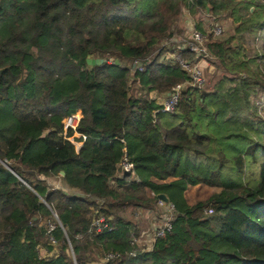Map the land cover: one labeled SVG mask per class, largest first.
Masks as SVG:
<instances>
[{"label": "trees", "instance_id": "16d2710c", "mask_svg": "<svg viewBox=\"0 0 264 264\" xmlns=\"http://www.w3.org/2000/svg\"><path fill=\"white\" fill-rule=\"evenodd\" d=\"M184 10L264 29V0H0V264H98L135 250L139 229L126 214L152 211L159 194L175 207L171 233L115 264H264V121L235 117L247 94L222 84L264 94V42L249 57L231 36L209 38L217 84L186 89L173 113L157 112L150 93L188 79L161 48ZM87 56L105 63L88 66ZM77 111L75 130H64ZM74 134L86 138L74 139L78 151ZM123 149L133 176L118 174ZM196 186L219 193L188 206ZM99 216L108 229L90 234Z\"/></svg>", "mask_w": 264, "mask_h": 264}, {"label": "built area", "instance_id": "2783aa9c", "mask_svg": "<svg viewBox=\"0 0 264 264\" xmlns=\"http://www.w3.org/2000/svg\"><path fill=\"white\" fill-rule=\"evenodd\" d=\"M205 14L202 16L201 20V30L193 29L190 34L189 40L187 42L177 44L170 50H174L172 53L165 54L167 61L172 65H178L183 72L186 73L188 79L184 83L174 85L169 93V97L163 98V95L160 96L156 93H150L148 100L154 102L160 109L157 112L168 113L171 114L174 112L175 108L178 106L182 98V94L186 89H192L200 91L204 86V78L202 71L199 68L200 61H206V59H211L209 54L206 51V43L209 38L212 39H220L223 36V28L225 25L223 24L224 17H220L219 19L209 15L208 13L200 11L198 13ZM197 14V15H198ZM206 18V19H204ZM220 19H222L220 21ZM174 40V38H169L164 40L165 42L161 43L162 48L168 50L169 47L166 45V41ZM188 50L191 54H193L194 58L192 61H187L181 57V51ZM141 63L139 61H135L132 65V72H142L143 64L140 67L137 65ZM135 67V69L133 68ZM129 87L132 88V80L129 83ZM139 93H137V96ZM79 113V114H78ZM78 114V115H77ZM75 116L77 118H75ZM82 118L81 112L77 111L74 115H70L66 119L63 120L64 130L68 128L75 130L78 125L80 119ZM71 119H76V125L73 127L70 123ZM85 140L84 136L79 135V138ZM68 141H70L68 139ZM71 142V141H70ZM72 143V142H71ZM74 146V145H73ZM81 146V145H80ZM80 148V147H79ZM121 169V174H129L134 175V167L132 163L129 161L126 150L123 149V155L118 164V169ZM156 197V196H155ZM157 198V197H156ZM155 209H159L158 212H155ZM137 213L139 212L136 211ZM151 214V226L147 230H139V234L137 237H134L131 241V246L135 248V250L124 252V253H107L105 254L99 261L98 264H115L116 261H122L125 259H130L136 257L138 253H148L152 248L154 243L159 239H164L168 234L172 231V225L175 217V207L172 203L164 204L160 200L157 199L155 204V208L152 211H149ZM207 214H213V210L209 208L207 210ZM139 214H136L138 216ZM53 226H50V230H53ZM108 229V224L102 216L96 217L91 224V228L89 233L91 234L93 231L100 232ZM54 243V242H53Z\"/></svg>", "mask_w": 264, "mask_h": 264}, {"label": "rangeland", "instance_id": "374dc122", "mask_svg": "<svg viewBox=\"0 0 264 264\" xmlns=\"http://www.w3.org/2000/svg\"><path fill=\"white\" fill-rule=\"evenodd\" d=\"M182 13H184V12L182 11L178 15V19L181 17ZM260 13L262 15L263 11H260ZM202 16H205V14H201V16H200L201 20H202ZM219 16L223 17L224 15L220 14V15H216L215 17L219 19L220 18ZM225 17H227V16L226 15L224 16L223 24L226 25V26H225V28H223V31H222L223 32V36H221V37H224L225 35L228 36V29H230L231 30L230 36L233 37L234 41H236L240 45H242V49H245V51L248 50L250 52V54H252V55H250V57H253L254 54H257V51H260L261 46H262V44L264 42V33L261 34L262 32H259V34H258L259 37L256 38L258 35L257 34L254 35L253 31H248L249 30V26H248V24L246 22L245 23L242 22L239 26H237L236 24L232 23L231 20L226 19ZM204 19H206V18H204ZM221 20L222 19H220V21ZM258 24L259 25H261V24L263 25L264 22L262 21V23H261V21H259ZM235 27L238 29L237 33H236V30H235ZM171 30H172V28H171ZM170 33H171V31H170ZM238 34H240V35H238ZM169 38H172L171 34L168 37V39ZM188 40L189 39H186V41H184V40H176V39L168 40V41H166L167 42L166 45H167V47H169V49H172L173 47H175V45L187 42ZM162 42H165V41H162ZM243 46H245V47H243ZM161 48H162V46H161ZM172 51L173 50H171V52ZM117 62L119 64H123V63H120L119 61H117ZM201 63H202V66L200 65L199 68L202 71L203 78H204V86H203V88L201 90H207L210 87H212L213 85L217 84V82L220 79L221 71H219L215 66H211L212 68H210V62L209 61H200V64ZM259 80H261V79L259 78ZM222 84H224V85L226 84V86H225V88H223V90L225 92L229 90L230 91L229 93L231 95H236V94L240 95V92H238L239 88H243L244 91H245V94H247L246 102H242L241 98H240L239 101H235L234 102L235 103V105H234L235 107L232 108V109L235 112L234 113L235 117H237L238 119H241V118L243 119L247 115L250 118H252V121H255V119L253 117L255 116V114H258L260 116V119L264 121V94L262 93L263 90L262 91L260 90V93H259L258 97L255 98V96H252V95L250 96L251 92L248 90L249 89V85L247 83L240 84L239 82H235V83L233 82L232 83V82L223 81ZM133 86L134 85H132V89H133ZM136 95H137V93H136ZM232 101H234V100H232ZM240 105H241V107H245L246 113H245V111H241V109L237 110L238 108H240ZM75 138L76 139L79 138V135L74 134L73 137L69 138V140L72 142V144L74 145L75 150H76V149H79L80 144L74 141ZM251 179H252L251 182H252L253 187L256 186L257 183H258L257 173L254 172L252 174V178ZM218 193H219V190L217 188H209V187L201 186L199 190H194V192H192V194H191V192H189V194H190L189 197H192L191 195L196 196L195 202H193V203L189 202V203L191 205L192 204L194 205V204L199 203V202L207 204L210 201L211 197L214 196V194H218ZM158 211H159V209H155V212H158ZM150 219H151L150 216L147 215V217H146L147 225H144V224H141V223L138 224V222H135V225H137V228L140 231L141 230L145 231L148 228H150V226H151V220ZM129 220L131 221V218ZM149 220H150V225L148 224ZM58 252H59V249L57 248V246H55L53 252L50 255H57Z\"/></svg>", "mask_w": 264, "mask_h": 264}, {"label": "crops", "instance_id": "0c3cea01", "mask_svg": "<svg viewBox=\"0 0 264 264\" xmlns=\"http://www.w3.org/2000/svg\"><path fill=\"white\" fill-rule=\"evenodd\" d=\"M259 11V10H258ZM184 13H182V15H181V17L178 19L177 18V21H176V23L173 25V27H172V30H171V35H172V38H174V39H176V40H184V41H186V39H189V37H190V34L192 33V31H193V29H198L197 28V26H200L201 25V19H200V15L198 14V15H196V16H194V17H190V15L188 14V12L187 11H183ZM254 12H256V11H254V8H252V9H250V14L252 15ZM250 15V16H251ZM197 18V19H196ZM256 18V17H255ZM237 25V24H236ZM226 26V25H225ZM227 28V27H226ZM199 30V29H198ZM236 30V29H235ZM264 29H262V30H258L257 31V35L259 34V32H262L261 34H263L264 32ZM230 32H231V30L230 29H228V36H230ZM255 32L253 31V34H254ZM255 35V34H254ZM256 35V36H257ZM226 36V35H225ZM255 36V37H256ZM177 37V38H176ZM259 37V35L256 37V38H258ZM243 47H245V46H243ZM172 52H174V51H172ZM246 53H247V55L250 57V55H252V54H250V52L247 50L246 51ZM254 56V55H253ZM165 57V56H164ZM165 60H167V58L165 57ZM200 65L202 66V63L200 64L199 63V67H200ZM212 65L210 64V68H212L211 67ZM80 148H81V146H80ZM79 148V149H80ZM79 149H76V151H78ZM167 183H170V181H168ZM58 187L59 188H61V189H65V185L64 184H62V183H60L59 185H58ZM200 187L201 186H196V187H191V188H189L185 193H184V199H185V202H186V204L188 205V206H192L189 202H195V199H196V196H194V195H191L192 197H189L190 196V194H189V192H191V194H192V192H194V190H199L200 189ZM212 192V191H211ZM189 195H188V194ZM155 208V207H154ZM136 214H139L138 216H136ZM147 215H149L150 216V218H151V214H150V212L147 210H139V212L137 213V212H132V213H128V214H126V217L127 218H131V222L133 223V224H135V222H138V224H144V225H147V222H146V217H147ZM151 220V219H150ZM150 220L148 221V224L150 225ZM134 221V222H133ZM145 222V223H144ZM137 226V225H136Z\"/></svg>", "mask_w": 264, "mask_h": 264}, {"label": "water", "instance_id": "95a60500", "mask_svg": "<svg viewBox=\"0 0 264 264\" xmlns=\"http://www.w3.org/2000/svg\"><path fill=\"white\" fill-rule=\"evenodd\" d=\"M86 62H87V65H88V66H100V65H102V64L105 63V61H104L103 59H94V58H92L91 56H87V60H86ZM140 66H142L141 63H139V64L137 65V67H140ZM133 68L135 69V67H133ZM166 97H169V93H166L165 95H163V98H166ZM1 164L3 165L4 168H6L7 170L11 171L10 168L8 167V164H7L6 162H3V161H2ZM11 172H12V171H11ZM118 173L121 174V169H120V168L118 169ZM14 175H15V174H14ZM15 176H16V175H15ZM16 177H17V176H16ZM17 178H18V177H17ZM18 179H19V178H18ZM157 199L160 200L161 202H163L164 204H168V203H169V199H168L167 196L164 195V194H159V195H157ZM53 216H54V218L58 221L57 216H56L55 213H53ZM60 227H61V225H60Z\"/></svg>", "mask_w": 264, "mask_h": 264}]
</instances>
